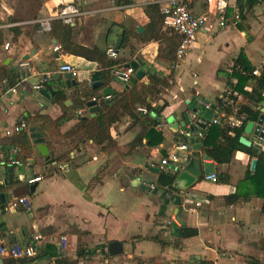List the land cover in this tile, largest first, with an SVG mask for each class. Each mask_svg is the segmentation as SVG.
Returning <instances> with one entry per match:
<instances>
[{"label":"crops","instance_id":"1","mask_svg":"<svg viewBox=\"0 0 264 264\" xmlns=\"http://www.w3.org/2000/svg\"><path fill=\"white\" fill-rule=\"evenodd\" d=\"M33 1L38 9L30 15L19 10L23 0H0V32L4 38L0 44V67H9L20 76L14 87L17 93L11 91L7 81L0 83V129L25 122L30 134L34 117L41 114L60 122L56 139L62 143L52 149V135L34 127L46 135L50 157L43 158L31 138L35 154L28 164L0 163V194L7 197L6 204L0 207L20 197L31 203L30 209L5 211L0 216V225L7 227L0 229V243L6 247L26 245L41 234L44 240L38 245L40 254L32 264H58L63 260L71 264H185L201 260L251 264L250 258L264 264V200L251 197L233 205L226 202L227 196L236 193L254 159L238 151L230 164L219 165L206 158L202 139L190 131V126L187 131L182 130L184 114L194 103L202 110L201 115L209 111L202 102L215 105L213 115L226 112L217 103L227 97L228 84L236 83L233 67L241 55L255 68L264 66V1L227 0L229 16L224 27L205 0L196 4L194 13L206 14L207 22L175 70V82L163 99L152 105L148 115L140 114L137 120L126 116L114 124L113 148L101 149L87 140L82 149L75 151L67 140L78 119L70 117L80 116V111L84 112L82 117L92 115L83 100L75 97V91L96 73L101 74L99 58L108 47L115 46L121 38V45L125 44L120 49V59L124 64L139 60L145 78L147 74L171 72L169 62L160 57L167 40L145 42L142 38L149 24L146 8L159 4L163 9L170 0H132L128 5L120 4V0ZM69 5L80 12L75 26L71 25L72 40L76 48L88 50L86 53L65 52L52 29H41V21L50 19L52 25ZM236 11L241 16L238 24L233 22ZM140 28L143 32H139ZM16 29L21 33L17 39ZM167 30L171 32L167 37H171L172 31L164 26ZM56 47L60 49L56 51ZM28 55L34 73L20 68ZM64 64L77 69L76 84L66 85L64 74L60 73ZM42 77H49V85L68 96L65 108L53 102L51 91L48 90L49 97H44L33 89V79ZM106 88H111L114 95L130 89L112 75ZM235 97L236 106L248 102L243 94L236 93ZM155 121L162 130L153 126ZM151 129L161 134V142L150 140L153 144H149L147 132ZM245 137L253 141L255 135L245 133ZM182 143L189 150L180 153L177 165L171 164L166 173H160L155 166ZM67 153L70 161L51 162L52 157L64 158ZM56 164L53 172L51 166ZM11 168L12 184L6 185L4 179L9 177ZM47 171L52 175L44 176ZM213 172L219 179L227 176L229 182L206 181L204 177ZM170 176L174 177L171 186L165 184ZM36 177L43 179L30 185L28 181ZM150 184L156 189L151 191ZM182 228L195 229L198 235L180 240L178 231ZM64 237L66 250L61 245ZM114 242L122 243V254L110 255ZM80 246L86 250L85 258L78 256ZM0 258L5 262L12 259L1 254Z\"/></svg>","mask_w":264,"mask_h":264},{"label":"trees","instance_id":"2","mask_svg":"<svg viewBox=\"0 0 264 264\" xmlns=\"http://www.w3.org/2000/svg\"><path fill=\"white\" fill-rule=\"evenodd\" d=\"M257 1V0H256ZM120 4L128 5L131 4L132 0H120ZM146 15L149 19V24L146 26V32L142 35L143 40L156 41L166 39L164 48L160 50V57L169 62L171 72L169 74H161L159 72L153 74H147L146 78L138 80L129 90L124 93H117L112 96L110 100H102L98 102L100 109L94 112L89 117H82L73 115L70 118H77L78 124L68 134V144L75 150H80L84 147L87 140H92L95 145L101 147V149H109L115 146V140L112 136V127L114 124L120 122L124 117L130 116L133 120H137L141 113H138L139 107H147L153 110L152 105L163 99V96L167 89L171 88L175 82V70L173 67L176 65V55L181 39H178L177 35L167 37L170 31H164L165 16L162 13V9L159 4H151L146 8ZM229 16V11L227 17ZM19 29L15 30L16 39L21 34ZM52 33L56 39L61 42L62 49L65 52L74 53H86L88 50L76 48L72 40L73 27L71 25H65L62 20H54L52 24ZM4 42L3 34L0 32V44ZM125 44V42H124ZM121 45V48L124 46ZM73 48L77 49L74 50ZM101 81L103 86L101 89H93V83L91 86L87 84H80L77 86L75 91V97L83 100L88 104L95 98L99 99L101 91L110 86L112 69L116 65L124 64V61L111 60L107 57L106 52L101 54L99 58ZM260 71V75L256 76L255 71ZM233 78L236 79V83L228 84V95L226 98L218 100L217 105L222 107L227 113H232L236 106L237 97L235 94H243L248 98V102L245 105L236 106L239 115H245L246 121L244 125L237 129H227L219 125L207 126L205 129L194 128V131H199L203 134V145L205 148L206 158L216 162L219 165H227L233 161L234 155L238 151L247 153L251 159H257L258 166L256 171L251 170V166L248 168L245 179L238 185L236 193H233L226 197L228 204H236L241 199L248 200L251 197L259 198L264 200V153L259 151L257 148L246 147L241 144V139L245 137L246 127L250 122L259 121L262 115V109L264 106V66L261 68H255L248 61V59L241 55L234 64L233 67ZM7 81L9 88H14L20 82V76L15 71L9 69V67H0V82ZM46 89L51 91L54 95L53 102L61 105L65 108V102L68 96L61 90L47 85ZM165 106L163 107V109ZM215 108V105H213ZM67 109V108H66ZM217 114L214 113L213 117ZM209 123V121H207ZM157 121L154 122L153 126H158ZM30 126V125H29ZM60 126L59 121H54L48 116L37 114L32 123L31 127H38L44 132H49L52 135V142L50 147L55 150V146L61 143L56 139L58 137L57 129ZM147 140L149 144H153V140L157 142L162 141L161 134H158L154 129L147 132ZM152 140V141H150ZM155 141V142H156ZM30 134L23 130L12 136H6L0 138V148L4 156L2 164L9 165L12 161H17L20 165L28 164V159L34 157V145L32 144ZM55 155V154H52ZM64 158H53L51 162L60 163L62 160L70 161V155L67 153ZM51 159V158H50ZM56 165L51 166V170L56 171ZM50 170V171H51ZM50 171L44 173L46 177L52 175ZM51 171V172H52ZM43 179V177H41ZM219 181L228 183L227 176L221 175ZM174 182V177L170 176L166 178L165 184L171 186ZM5 208V207H3ZM264 212V206H263ZM179 239L184 240L193 238L198 235V231L190 228H182L179 231ZM176 243V246L179 245ZM165 245V244H163ZM78 256L81 258L86 257V250L81 246L78 248ZM36 259L31 260H13L8 259L6 264H32ZM251 264H262L260 261L250 258ZM58 264H71L70 262L63 260L58 261ZM199 264H213L212 262L201 260L197 262Z\"/></svg>","mask_w":264,"mask_h":264},{"label":"built area","instance_id":"3","mask_svg":"<svg viewBox=\"0 0 264 264\" xmlns=\"http://www.w3.org/2000/svg\"><path fill=\"white\" fill-rule=\"evenodd\" d=\"M202 0H170L169 4L162 9V13L165 16L164 26L167 29H170L174 34L178 35L181 38V43L179 45V48L177 50L176 55V65L173 67L174 70L179 68L180 64L184 61L186 55L192 48V46L196 43L197 36L200 32V30L205 26L207 22V15H197L194 13L193 8L196 4L201 2ZM206 3L209 5L211 11L213 10V13L216 14L220 21V25L222 27L226 26V23L228 22L227 14H228V8L229 3L227 0H205ZM264 1V0H263ZM59 18L63 21L66 25H72L75 26L77 18L80 16L79 10L74 5H69L68 7L62 9L59 12ZM241 16L239 11H236L233 16V22L235 24H238L240 22ZM40 26L42 31L44 32H50L52 29L51 21L50 19H45L40 22ZM6 50L9 49V45L5 46ZM60 48L56 47V51H58ZM106 55L111 60H119L121 56L120 49H117L115 46L108 47L106 50ZM20 68L24 70H28L32 73H34V69L32 67V64L29 60H24L20 63ZM60 73L65 74H71L73 78H76L78 76V71L75 67L69 64H64L60 67ZM136 70L134 67L131 66V64H122V65H116L112 69V77L114 80L118 81L119 83L128 86L130 85L133 78L136 77ZM36 74V73H35ZM256 76L260 75V71H255L254 73ZM50 79L49 77H42L39 79L38 85H33V89L37 92L41 91L42 89L46 88V86L49 84ZM92 80H90L87 85H92ZM13 93H17L18 90L16 88H13L11 90ZM112 96H100L99 99H93L92 101H102V100H110ZM205 110L212 111L214 108L211 104L208 103H201ZM138 112L142 115H148L150 112V109L147 107H139ZM80 116L84 115V112H79ZM246 121L245 115H239L238 109H235L232 113L223 112L220 115L217 114L216 117H213L211 120H209V123L206 122V125H219L223 128L227 129H237L244 125ZM256 126L258 124H255ZM158 130H162V125L156 126ZM196 128H201L199 126H196ZM262 129H264V126H261ZM28 125L25 122L20 123L19 125H16L13 128H5L0 129V137L1 136H12L14 134H17L23 130H27ZM202 129V128H201ZM196 133V136L203 139V134L199 131H192ZM253 145L255 148H257L259 151L264 153V133L263 135L255 136L253 140ZM189 150V147L187 144L182 143L176 146L175 150L170 152L169 157H163L160 162L155 166L157 170L160 173H166L168 167L171 164H178L179 162V155L182 152H187ZM4 161L3 153L1 152L0 148V163ZM13 165H18L17 161H12ZM206 181H210L213 183H217L219 181L218 174L213 172L205 177ZM41 177H36L34 179H30L28 183L30 185L39 183L41 181ZM149 189L151 191L156 189V185L150 184L148 185ZM31 203L28 198L26 197H20L17 199L12 200L8 206L5 208L0 207V216L4 214L5 211H11V212H17L20 209H30ZM173 221H176V218H172ZM171 223V222H169ZM44 240V237L41 234H37L33 237L31 242L26 245H20V244H11L9 247H6L5 245L0 243V254L2 257H10L14 260H31L36 259L39 254V244ZM62 249L66 250L68 248V243L66 238H62ZM185 264H199L196 261H189Z\"/></svg>","mask_w":264,"mask_h":264},{"label":"water","instance_id":"4","mask_svg":"<svg viewBox=\"0 0 264 264\" xmlns=\"http://www.w3.org/2000/svg\"><path fill=\"white\" fill-rule=\"evenodd\" d=\"M139 32H143V28L139 29ZM121 41L122 39L119 38L116 41L115 47L117 49H121ZM33 55V54H32ZM30 56H26L24 57V60H29ZM139 60H136L134 62L131 63V66L135 68L136 70V77L132 79L130 85L127 86V88H131L133 85H135L138 80L144 79L145 78V72L143 70H141L139 67ZM64 78H65V83L67 86H70V83L73 82L74 84H76V81L74 80L73 76L71 74L65 73L64 74ZM93 82V89H101L103 86V83L101 81V74L100 73H96L93 76L92 79ZM33 85H38L39 84V79H33L32 81ZM40 92V95L44 96V97H49L48 95V90L46 88L42 89ZM115 93L111 88H105L101 91V96L105 97V96H113ZM190 102H188L187 104H189ZM88 107L90 108V112L93 114L94 112H97L100 107L98 106L96 101H92L88 104ZM202 110H200L199 108L196 107V103H194L193 105L190 106L189 111L184 114V122L182 123V130L183 131H187V127L190 126L191 127V132L194 131V128L196 126L201 127L202 129H205L207 127L206 122L210 119H212L213 114L211 111H206L204 114L201 115ZM261 126H264V109H262V115L259 119V123L256 126L255 123L250 122L248 123L247 127H246V135H251L254 134L255 136L258 135H263L264 133V129L261 128ZM30 134H31V138L34 140L35 145H37L38 151L41 154V156L43 158H49L50 157V151L48 146L45 144V134L38 131V129L36 128H32L30 129ZM190 133V132H189ZM241 144H243L246 147H253V141L248 139L247 137H243L241 139ZM258 166V161L257 159H254L252 161V165H251V170L252 171H256ZM9 177L4 179V183L6 185L12 184V178H13V169H9ZM157 191H155L156 193ZM12 196V194H11ZM7 202V197L4 194H0V205H4ZM0 229L2 230H6L7 227L6 225H0ZM123 253V245L120 242H114L110 245V255L111 256H117L119 254ZM0 264H6L4 258H0Z\"/></svg>","mask_w":264,"mask_h":264},{"label":"rangeland","instance_id":"5","mask_svg":"<svg viewBox=\"0 0 264 264\" xmlns=\"http://www.w3.org/2000/svg\"><path fill=\"white\" fill-rule=\"evenodd\" d=\"M37 9H38V6L33 0H23L22 7L19 10L21 12L25 11V12H28L30 15H33L37 11ZM173 35H176V34L173 33Z\"/></svg>","mask_w":264,"mask_h":264}]
</instances>
